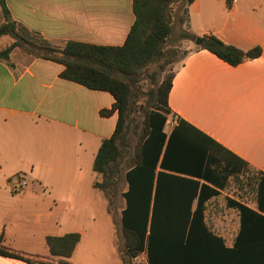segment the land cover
Masks as SVG:
<instances>
[{"label":"crops","instance_id":"1","mask_svg":"<svg viewBox=\"0 0 264 264\" xmlns=\"http://www.w3.org/2000/svg\"><path fill=\"white\" fill-rule=\"evenodd\" d=\"M3 1L21 33L37 34L58 48L68 42L122 46L135 23L133 0ZM187 8L192 9L197 32L192 34H212L243 51L262 50L260 57L233 67L207 50L196 51L187 40L168 96L172 114L165 132L169 135L182 120L208 137L216 159L209 163V171L224 183L221 187L199 179L219 193L206 201L204 221L222 244H193L207 249L205 257L175 258L174 263L238 264L226 252L235 247L241 230L240 212L229 200L264 216L258 209L257 189L251 203L228 191L236 178L251 173L257 180L264 175V0H195ZM4 22L0 4V25ZM12 42L9 36L0 37V52ZM63 70L62 64L36 58L21 48H15L8 59L0 58V234L5 246L15 250L21 251L19 240L32 248L37 242L47 245L49 236L66 235L54 231L65 213L76 218L85 209V201H100L101 191L94 189L100 177L93 164L102 142L113 136L118 123L117 111L106 117L100 113L112 110L115 99L108 92L61 78ZM226 162L232 175L223 171ZM16 176L29 180L35 190L8 192ZM125 184L113 205L121 201V228L126 180ZM107 205L109 214V201ZM75 226V232L81 231L77 222ZM38 228L46 232L41 238L35 237ZM50 230L53 233H47ZM24 232L29 236H23ZM40 256L50 257L49 249ZM0 264L27 263L0 256ZM142 264H149L147 256Z\"/></svg>","mask_w":264,"mask_h":264},{"label":"trees","instance_id":"2","mask_svg":"<svg viewBox=\"0 0 264 264\" xmlns=\"http://www.w3.org/2000/svg\"><path fill=\"white\" fill-rule=\"evenodd\" d=\"M194 1L185 0L184 9ZM177 2L133 0L135 23L122 46L68 42L58 48L37 34L21 33L11 20L5 2L0 0L5 17L0 25V37L13 39L0 52V58L8 59L15 48H21L36 58L62 64L61 78L114 97L113 109L100 113L106 117L117 111L118 123L113 136L102 142L95 157L93 170L100 180L94 183V189L104 192L112 207L121 181L126 180L128 189L123 194L126 207L122 212L125 255L132 260L146 253L149 264H177L175 258L205 257L207 249H198L193 244H222V239L213 235L204 221L206 201L219 193L199 182L204 179L224 187L223 181H217L213 171H209V163L216 161L210 153L212 141L182 120L169 135L165 132L168 116L172 114L168 96L174 72L156 89L148 91L149 111L136 146L134 163L125 172L120 165L130 149L128 134L134 90L143 70L164 57V47L173 30L170 10ZM182 37L193 42L197 39L188 33ZM201 39L203 43L195 47L196 51L207 50L233 67L262 54L260 47L243 51L226 45L212 34ZM228 165L226 162L223 171L232 175L234 171L228 170ZM256 185L258 209L264 213V175L257 178ZM195 199L198 201L193 211ZM229 204L240 212L241 230L235 247L226 252L238 264L242 261V264H264V216L236 201L229 200ZM80 240L79 233L49 236L50 257H44L5 246V237L0 234V256L27 264H71L68 260Z\"/></svg>","mask_w":264,"mask_h":264},{"label":"rangeland","instance_id":"3","mask_svg":"<svg viewBox=\"0 0 264 264\" xmlns=\"http://www.w3.org/2000/svg\"><path fill=\"white\" fill-rule=\"evenodd\" d=\"M184 5L185 0H178V2L172 6L170 14L173 30L171 37L164 47V57L161 61L150 64L143 70L140 82L134 90L135 96H133L128 134L130 149L129 152L125 154L120 164L123 172H125L130 165H133L135 160L136 146L142 134L146 113L149 111V106L146 102L148 91L156 89L165 78L173 73L176 66L181 63L184 58V51L188 48V42L186 39H183V34L188 33L194 35L192 33H197L193 31L194 22L191 18L192 9L190 11H188L189 8L185 9L187 10L185 14V12H183ZM196 37L202 38L201 36ZM192 43L194 45H192L193 48H195V42L192 41ZM166 129L169 130V127ZM15 178L16 179L10 181V189H8V192L11 194H22L26 189H30V191L35 190L31 187V182L29 180L21 179L19 176ZM125 186L126 184L123 178L119 185V192H122ZM228 191L237 198H242L244 201H249V203H251L255 198V176L250 173L244 178H236L233 182V187L228 188ZM98 198L100 200L99 202L91 199L85 201V209L80 211L76 218H73L70 213L68 214L66 212L64 217L61 218V224L54 225V231L59 234H67L70 231L74 233L76 222L79 226L77 229L81 230L76 231L82 234V239L69 261L72 264H123L122 261H124L125 258V264L144 263L146 261V256L143 254H140L137 258L132 260L125 255V239L121 228V214L119 211L121 201L119 200L115 203V206H112L108 214V198L105 193L101 192L100 195L98 194ZM57 219V217L53 218V220ZM29 224L34 226V218ZM59 225H61V228L58 229ZM48 229L50 228L48 227ZM36 230L34 229L33 231ZM45 233L43 229L38 228L35 237L41 238ZM47 233L53 232L50 230L47 231ZM23 236H29V233L24 232ZM19 242L20 244L17 245H19L20 250L25 253L44 255L48 252L45 242L33 243L32 248L25 244V240H19Z\"/></svg>","mask_w":264,"mask_h":264},{"label":"water","instance_id":"4","mask_svg":"<svg viewBox=\"0 0 264 264\" xmlns=\"http://www.w3.org/2000/svg\"><path fill=\"white\" fill-rule=\"evenodd\" d=\"M184 12H185V14H186L187 10H185ZM202 43H203V41H202L201 38H197L196 41H195V45H196V46H200V45H202Z\"/></svg>","mask_w":264,"mask_h":264}]
</instances>
